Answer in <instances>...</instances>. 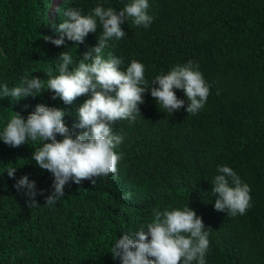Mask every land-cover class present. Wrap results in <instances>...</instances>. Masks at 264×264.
<instances>
[{"label": "trees", "instance_id": "obj_1", "mask_svg": "<svg viewBox=\"0 0 264 264\" xmlns=\"http://www.w3.org/2000/svg\"><path fill=\"white\" fill-rule=\"evenodd\" d=\"M54 2L0 0V134L15 113L26 121L40 104L63 110L73 135L87 130L77 127L78 109L91 94L65 104L52 98L47 81L59 75L62 52L73 60L70 70L76 68L97 46L102 26L98 21L83 44L65 36L57 47L45 37L59 38L56 29L69 9L83 15L97 6L119 12L131 0H60L52 14ZM148 4L152 23L137 26L126 16L125 36L106 41L102 55L121 59L122 71L133 60L142 63L145 88L191 61L210 86L204 107L188 114L183 90L174 89L185 106L171 114L147 90L141 116L112 125L122 137L115 149L122 157L117 173L94 177V185L69 181L65 195L51 205L46 197L54 191V176L32 160L42 142L12 147L0 140V264H122L113 257L122 234L135 239L137 231L147 230L154 210L186 206L210 229L205 264H264V0ZM25 77L41 79L43 90L19 101L2 95L4 85L11 90ZM219 166L230 167L250 187L245 214L215 210L212 183ZM9 167H16L14 178ZM24 176L35 182L36 205L30 206L27 189L15 187Z\"/></svg>", "mask_w": 264, "mask_h": 264}, {"label": "clouds", "instance_id": "obj_2", "mask_svg": "<svg viewBox=\"0 0 264 264\" xmlns=\"http://www.w3.org/2000/svg\"><path fill=\"white\" fill-rule=\"evenodd\" d=\"M148 8V0H131L119 12L111 7L97 6L91 14L83 15L79 9H69L64 12L67 19L56 29L59 38L45 37L60 47L65 44V36L68 41L83 44L89 33H96L98 21L103 31L97 46L84 53L76 68L70 70L71 56L60 53L59 75L47 81L48 91L55 93L52 98H59L65 104L91 94L78 109L77 127L87 130L73 135L64 124L66 113L63 110L40 104L26 121L15 113L0 134V140L12 147H20L29 140L42 142V147L35 149L32 160L54 176V191L46 197V204L61 199L69 181L79 184L89 180L94 185V177L117 173L122 157L115 149L122 143V137L114 134L112 125L118 120L135 121L141 116L139 105L144 103L143 94L147 90L151 89L157 104L171 114L185 106V101L176 96L174 89L183 90L188 101L185 109L188 114H196L204 107L210 86L191 61L175 66L166 75H158L153 86L145 88L142 63L133 60L126 71H122L121 59L115 56L105 59L102 55L106 41L125 36L121 24L126 16L133 18L137 26L147 28L152 23ZM43 88L41 79L25 77L11 90L4 85L2 95L19 101L20 97L36 96L33 93H39ZM57 135L63 139L58 141ZM15 171L16 167L6 169L10 178H14ZM217 171L219 174L212 183L215 210L231 216L245 214L251 202L250 187L228 166H219ZM15 187L27 189L25 194L31 201L30 206L36 205L34 181L30 182L24 176ZM124 199H131V193H125ZM153 217L147 230L141 229L134 234L135 239L133 235L122 234L115 244L113 257H120L122 264H193L194 261L205 264L210 229L206 230L202 218L194 210L188 206L157 209Z\"/></svg>", "mask_w": 264, "mask_h": 264}, {"label": "rangeland", "instance_id": "obj_3", "mask_svg": "<svg viewBox=\"0 0 264 264\" xmlns=\"http://www.w3.org/2000/svg\"><path fill=\"white\" fill-rule=\"evenodd\" d=\"M59 1H60V0H55V2L53 3V6H52V8H51V12H52V14L55 13V9H56V7H57Z\"/></svg>", "mask_w": 264, "mask_h": 264}]
</instances>
